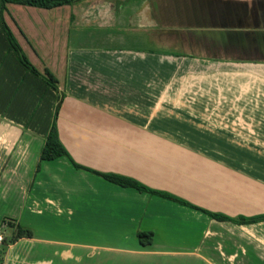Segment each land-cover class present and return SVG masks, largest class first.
Wrapping results in <instances>:
<instances>
[{
  "label": "crops",
  "instance_id": "crops-1",
  "mask_svg": "<svg viewBox=\"0 0 264 264\" xmlns=\"http://www.w3.org/2000/svg\"><path fill=\"white\" fill-rule=\"evenodd\" d=\"M2 18L36 70L47 69L55 77L58 92L47 89L17 62L0 25V227L6 223L11 237L17 228L31 233L30 238L3 244L0 264H80L79 249L110 254L112 259L104 264H159L154 241L167 237L169 227L162 232L157 222L161 214L166 219L175 213L159 212L152 198L146 202L133 197L130 202L126 194L130 190L113 195L114 186L93 175L81 181L66 156L39 161L54 109L58 108L57 136L66 147L64 142L74 139L67 134L71 135L69 125L77 123V116L106 117L111 112L100 110L137 108L145 74L162 70L171 78L168 117L183 116L178 123L192 124V117L207 115L200 101L209 99L208 92L227 94L232 109H249L264 98V0H80L52 9L6 4ZM138 44L147 49L131 47ZM178 76L199 78V83L178 90L180 86L170 84ZM222 99L217 101L225 102ZM220 105L211 108L227 107ZM255 105L249 120L239 118L232 124L264 125V105ZM81 186L103 196L105 204L84 205L77 211L78 206L68 200L74 201ZM141 202L148 203L147 209ZM118 203L124 206L120 212L127 208L122 211L125 222L109 224L111 216L104 218L105 230L97 234L100 243L83 239L67 218L105 205L108 214L109 205ZM139 209L147 215L142 218ZM132 225L136 228L126 240L125 230ZM136 231H151L153 244L141 246ZM169 248L160 252L171 253ZM185 253L189 258L184 264H197L190 258L191 250Z\"/></svg>",
  "mask_w": 264,
  "mask_h": 264
},
{
  "label": "rangeland",
  "instance_id": "rangeland-1",
  "mask_svg": "<svg viewBox=\"0 0 264 264\" xmlns=\"http://www.w3.org/2000/svg\"><path fill=\"white\" fill-rule=\"evenodd\" d=\"M141 46L138 44L131 47L147 49L146 45ZM149 67L153 69L154 66ZM153 73L148 72L144 76V92L142 95L139 92L142 98L136 103L137 108L100 110L101 114L104 111L111 112L105 113L110 115L106 117L93 113L91 118L80 114L77 123L69 125L71 135H67L70 139L74 137L73 141L64 142V147L58 139L69 151L67 158L72 168L79 174L81 181L92 179L93 175L96 180L114 186L113 195L119 190H130L126 192L129 200L132 199L130 202L134 201L133 197H142L146 202L152 198L153 201L157 200L156 208H159V212L175 213L174 218L167 216L166 219L160 213L162 218L157 222L162 232V228L169 227L167 237L157 236L154 241V250H159L154 257L159 264H184V260L189 258L185 251L190 250V258L197 259V264L204 259H209L208 264H264V220L235 223L209 216L210 213L228 217L264 213V125L232 124L239 118L241 121L249 120L246 117L254 113L256 103L263 107L264 98L255 103L247 102V105L254 103L251 109L238 110L231 108L232 102L227 94L208 92L209 99L200 101L204 106L201 111L207 115L202 118L192 117V124H181L177 121H183V116L176 118V121L172 119L174 117H168V108L171 107L168 105V81L171 78L166 75V70ZM240 79L243 82V78ZM195 83H199V78L178 76L170 84L176 88L180 86L178 90H183L185 86L191 87ZM192 95L194 97L195 93ZM216 97H223L225 102L217 101ZM250 97L256 99V96ZM221 103L227 107L218 108ZM217 105L216 109L211 108ZM175 111L182 113L183 109L176 108ZM226 119L225 124L218 123ZM85 120H89V123H85ZM201 121L204 123L200 124ZM104 174L132 178L153 190L181 198L190 206L136 188L119 186L106 180ZM85 187L79 188V195H76L74 201L72 198L68 200L78 206L77 211L84 205L105 204L103 196H96L95 192ZM137 204L139 202L135 203V208ZM141 204L144 210L147 209L148 203ZM109 206L112 211L108 214L104 212L105 205L96 212L88 208L79 217L77 213V216L64 217L72 220L71 226L83 239H97V243H100L97 234L105 230L102 227L104 218L111 216L109 224L117 223L124 220L122 211L127 209L121 213L119 210L124 206L119 203ZM131 206L130 203L129 210ZM138 211L143 213L142 218L147 215L140 209ZM66 224L65 221L67 227ZM140 225L141 221H138L137 226ZM135 228L134 225L128 227L123 237L127 240ZM10 229L6 223L0 227L4 245L11 243L13 238ZM166 247H170L171 253L160 252ZM78 252L77 260L80 264H104L109 258L112 259L110 254L103 251L98 253V250L91 249L87 253L79 249ZM232 256H235L234 259ZM118 258L125 259L123 255Z\"/></svg>",
  "mask_w": 264,
  "mask_h": 264
},
{
  "label": "trees",
  "instance_id": "trees-1",
  "mask_svg": "<svg viewBox=\"0 0 264 264\" xmlns=\"http://www.w3.org/2000/svg\"><path fill=\"white\" fill-rule=\"evenodd\" d=\"M75 1H80V0H0V25L3 34L5 36V39L8 43L9 50L13 52L17 62L22 67H24L33 76L40 79L47 89H50L54 92H58L57 80L47 69H44L42 73H39L35 69V67L28 61V59L22 52L20 46L13 37L8 26L4 22L2 18V13L6 10V4L21 5V6H28V7L41 8V9H52L63 5H69ZM58 100H59V96L57 97V101ZM57 111L58 108H55L52 123L48 127V130L43 140V144L39 151V161H50L63 156L68 157L65 148L59 142L57 136V130L55 126V118L57 115ZM39 161L36 165V172L38 171L39 168ZM103 176L106 180L114 184H117L119 186L136 188L138 191L148 192L149 194L158 195L167 198L169 200L175 201L177 203L190 206L189 203H187L185 200L181 198H178L166 192L153 190L137 182L132 178L114 175V174H104ZM209 216L212 217L213 219H217V220L226 219L235 223H251V222L264 220V213L255 214L251 216L235 215L233 217H228L223 214L210 213ZM21 237L30 238L31 233L27 230L17 228L15 235L11 239V242ZM152 238H153V233L151 231H136L135 233V239L141 246L150 245L152 242Z\"/></svg>",
  "mask_w": 264,
  "mask_h": 264
},
{
  "label": "built area",
  "instance_id": "built-area-1",
  "mask_svg": "<svg viewBox=\"0 0 264 264\" xmlns=\"http://www.w3.org/2000/svg\"><path fill=\"white\" fill-rule=\"evenodd\" d=\"M4 244V236L3 234L0 232V247Z\"/></svg>",
  "mask_w": 264,
  "mask_h": 264
},
{
  "label": "water",
  "instance_id": "water-1",
  "mask_svg": "<svg viewBox=\"0 0 264 264\" xmlns=\"http://www.w3.org/2000/svg\"><path fill=\"white\" fill-rule=\"evenodd\" d=\"M59 105V102H58V104H57V106ZM0 253H1V251H0Z\"/></svg>",
  "mask_w": 264,
  "mask_h": 264
}]
</instances>
